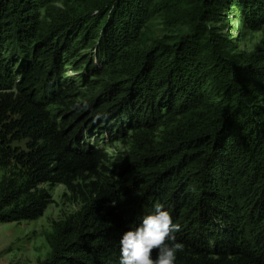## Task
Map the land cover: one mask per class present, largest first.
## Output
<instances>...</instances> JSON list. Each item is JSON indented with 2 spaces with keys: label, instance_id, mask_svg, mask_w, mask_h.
I'll return each mask as SVG.
<instances>
[{
  "label": "trees",
  "instance_id": "trees-1",
  "mask_svg": "<svg viewBox=\"0 0 264 264\" xmlns=\"http://www.w3.org/2000/svg\"><path fill=\"white\" fill-rule=\"evenodd\" d=\"M232 5L264 27V0H0V169L17 170L0 222L40 218L44 185L94 179L42 264H119L156 204L180 226L176 264H264V48L218 29ZM157 19L168 35L147 39ZM66 62L86 69L82 92ZM127 138L107 177L100 140Z\"/></svg>",
  "mask_w": 264,
  "mask_h": 264
},
{
  "label": "rangeland",
  "instance_id": "rangeland-1",
  "mask_svg": "<svg viewBox=\"0 0 264 264\" xmlns=\"http://www.w3.org/2000/svg\"><path fill=\"white\" fill-rule=\"evenodd\" d=\"M39 11L43 16L44 9L41 8ZM216 26L221 33L234 43L237 51L251 53L264 48V27L252 28L246 17L235 5L230 6L228 9L222 8L220 22ZM146 32L147 39L162 38L168 35L167 31L164 30L161 19L150 21ZM85 54H93L95 64L97 66L101 65V62L96 59L93 49L79 52V55ZM75 67V63L66 62L64 82L69 87H75L82 92L84 90L83 77L86 69L78 70ZM89 80L100 81L102 78L96 74H91ZM76 101H79L78 98ZM81 108L80 105L77 110L79 111ZM130 135L131 133H128V136ZM157 136H160L159 132ZM99 146L105 149L108 156L103 165L110 172L105 174L107 177H113L111 171L114 168L111 164L120 155L130 151L131 140L128 138L125 140L116 139L114 142L109 143L107 140L102 139ZM13 147L24 149L25 144L15 142ZM103 171L105 170L103 169ZM4 179L16 181L17 170L14 167L0 169V185ZM93 180L92 178H84L77 181L74 190H70L64 185H44L42 188L47 190L50 196V204L40 218L30 222H0V264L44 263L51 254L50 243L55 233V225L69 220L83 209L86 205L88 187Z\"/></svg>",
  "mask_w": 264,
  "mask_h": 264
},
{
  "label": "clouds",
  "instance_id": "clouds-1",
  "mask_svg": "<svg viewBox=\"0 0 264 264\" xmlns=\"http://www.w3.org/2000/svg\"><path fill=\"white\" fill-rule=\"evenodd\" d=\"M179 229L163 205H154L151 214L120 236L119 264H176L177 253L183 250L175 237Z\"/></svg>",
  "mask_w": 264,
  "mask_h": 264
}]
</instances>
